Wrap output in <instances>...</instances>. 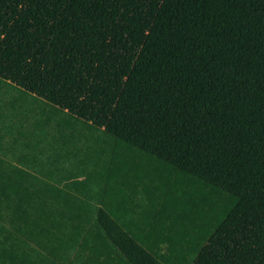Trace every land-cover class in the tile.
I'll use <instances>...</instances> for the list:
<instances>
[{
	"label": "trees",
	"instance_id": "obj_1",
	"mask_svg": "<svg viewBox=\"0 0 264 264\" xmlns=\"http://www.w3.org/2000/svg\"><path fill=\"white\" fill-rule=\"evenodd\" d=\"M0 264H264V0H162L104 127L0 77Z\"/></svg>",
	"mask_w": 264,
	"mask_h": 264
},
{
	"label": "rangeland",
	"instance_id": "obj_2",
	"mask_svg": "<svg viewBox=\"0 0 264 264\" xmlns=\"http://www.w3.org/2000/svg\"><path fill=\"white\" fill-rule=\"evenodd\" d=\"M162 0H0V77L104 127Z\"/></svg>",
	"mask_w": 264,
	"mask_h": 264
},
{
	"label": "crops",
	"instance_id": "obj_3",
	"mask_svg": "<svg viewBox=\"0 0 264 264\" xmlns=\"http://www.w3.org/2000/svg\"><path fill=\"white\" fill-rule=\"evenodd\" d=\"M24 89V88H23ZM26 90V89H25ZM28 91V90H27Z\"/></svg>",
	"mask_w": 264,
	"mask_h": 264
}]
</instances>
